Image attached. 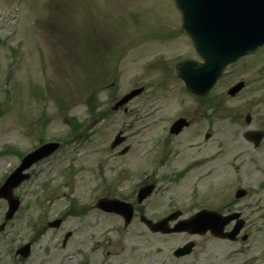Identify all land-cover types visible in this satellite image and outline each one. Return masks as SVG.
<instances>
[{
    "label": "rangeland",
    "instance_id": "obj_1",
    "mask_svg": "<svg viewBox=\"0 0 264 264\" xmlns=\"http://www.w3.org/2000/svg\"><path fill=\"white\" fill-rule=\"evenodd\" d=\"M184 58L198 59L172 0H0V184L21 155L41 143L61 146L14 191L21 204L6 226L11 235H28L69 203L78 212L99 197L127 196L143 180L155 185L147 202L156 218L169 202L218 210L241 188L247 196L233 208L246 220L248 240L199 237L183 264L193 256L194 264H264V139L254 150L243 138L249 130L264 132V47L228 66L203 99L172 73ZM239 81L244 89L228 96ZM135 87L144 91L127 111L112 112ZM91 106L105 117L91 118ZM179 117L190 126L172 136L168 129ZM117 132L127 139L113 150ZM124 146L128 152L118 156ZM5 211L0 200V224ZM80 219L71 218L70 228L95 226L104 238L120 240L115 230L124 227L116 216L90 209ZM125 230L119 235L145 234L137 219ZM173 238L168 250L182 243ZM202 248L205 260L198 259Z\"/></svg>",
    "mask_w": 264,
    "mask_h": 264
},
{
    "label": "flooded vegetation",
    "instance_id": "obj_2",
    "mask_svg": "<svg viewBox=\"0 0 264 264\" xmlns=\"http://www.w3.org/2000/svg\"><path fill=\"white\" fill-rule=\"evenodd\" d=\"M184 173H181V176ZM136 192L133 197L129 196L131 193H127V197L124 200L132 204L134 209L133 219H137L139 222L142 216L156 222L176 211L180 212L177 218L178 221L187 220L201 209L196 203L191 201L187 204L167 203L166 207H163L162 211L160 210L161 214L158 215L160 217L156 218V207L151 211L148 208L149 202L136 203ZM97 200L94 201L91 208L81 207L78 212L69 203L68 208L57 214V217L51 218L49 221H47L48 219L43 220L44 222L40 223L39 227L27 230L29 234L26 236L17 232L14 236V233L11 235L12 231L8 229L1 230L0 235L3 234V236L0 241V248H2L0 250V262L2 264H183L187 256L193 255L194 250V253L197 252L198 246L196 243H198L197 239L199 237L207 236L216 239L209 233L199 235L182 231L164 234L160 231H153L141 223L145 227L143 231L145 234L126 236L122 233L119 235L120 232H128L125 228H122L121 230H115L116 236H119L120 240L117 238L114 240L116 242H113L109 238H104L103 233L99 232L100 230L95 228V226L84 229L70 228L69 222L71 218L80 217V220L83 221L82 216L88 214L90 209L101 213H108L98 207ZM113 215L122 220V216L115 213ZM54 220L59 221L58 225L48 227L49 222ZM174 226L175 223H170L169 228H173ZM8 236H14L15 238L11 239ZM173 237H180L178 238V240L182 241L180 246L186 244L193 245L188 255L178 256L176 254L175 251L180 246L171 250L167 249L166 244L168 242L173 243L176 241ZM136 238L138 239L137 242L139 244L137 246L139 249L133 244ZM120 241L124 243H120ZM146 241L155 245L148 246L141 244ZM2 242L6 244H2ZM209 249V257L211 260H214V246L209 247ZM199 252L198 259L203 258L205 260L207 257L206 248H202ZM195 259V256L191 257L192 264H194Z\"/></svg>",
    "mask_w": 264,
    "mask_h": 264
},
{
    "label": "water",
    "instance_id": "obj_3",
    "mask_svg": "<svg viewBox=\"0 0 264 264\" xmlns=\"http://www.w3.org/2000/svg\"><path fill=\"white\" fill-rule=\"evenodd\" d=\"M174 1L181 14L182 28L191 38L196 52L204 61L203 64L187 61L175 68V74L184 81L186 89L192 93L197 95L207 93L226 64L264 44V0ZM241 86V84L236 85L229 94H235ZM139 92L140 90L132 92L118 105ZM246 122H249V117L246 118ZM183 125L184 121L178 120L173 124L170 132L178 133ZM245 136H257L256 139H259L262 134L250 132ZM119 141L116 139L112 147ZM56 147L55 143L45 144L26 155L0 187V199L4 198L8 202L5 222L12 218L18 206V201L12 194L13 189L29 177L23 172ZM125 151L126 149L122 153ZM102 207L111 209V206ZM233 217L214 215L212 222L216 236L226 237L221 231ZM3 226L4 223L1 228ZM240 227L239 223L237 229Z\"/></svg>",
    "mask_w": 264,
    "mask_h": 264
}]
</instances>
